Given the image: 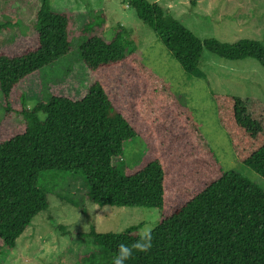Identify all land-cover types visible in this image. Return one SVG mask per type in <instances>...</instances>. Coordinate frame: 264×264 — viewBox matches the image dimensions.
Wrapping results in <instances>:
<instances>
[{
  "label": "trees",
  "instance_id": "obj_1",
  "mask_svg": "<svg viewBox=\"0 0 264 264\" xmlns=\"http://www.w3.org/2000/svg\"><path fill=\"white\" fill-rule=\"evenodd\" d=\"M39 1L37 47L14 56L0 53L6 112L20 82L72 49L69 14L54 11L50 0ZM128 4L189 76L204 75L199 69L204 49L226 60L254 58L264 67L263 42L202 41L157 3ZM105 19L100 15L80 30V60L94 77L85 96L48 93L29 107L21 95L25 131L0 141V241L14 248L35 217L48 210L40 177L68 171L84 177L85 198L101 207L160 210L158 224L143 236L139 225L119 233L91 226L79 233L98 248L83 254L80 264H116L121 245L131 249L124 264H264V189L222 169L192 113L143 63L124 26L117 24L114 35L105 37ZM11 25L0 23V30ZM213 99L238 160L264 179V102L219 93ZM136 137L146 149L139 163L114 164L126 141ZM148 241L151 247L140 251Z\"/></svg>",
  "mask_w": 264,
  "mask_h": 264
},
{
  "label": "rangeland",
  "instance_id": "obj_2",
  "mask_svg": "<svg viewBox=\"0 0 264 264\" xmlns=\"http://www.w3.org/2000/svg\"><path fill=\"white\" fill-rule=\"evenodd\" d=\"M157 3L199 39L215 38L235 43L240 39L264 43V0H148ZM52 9L71 17L72 49L56 63L45 67L20 82L13 90L6 112V100L0 93V141L21 134L26 123L21 114V95L32 107L47 96H67L74 100L87 93L94 81L92 73L80 60L83 24L95 22L105 15L106 38L114 35V27L122 24L126 39L137 48L143 63L153 70L177 97L181 105L199 124L214 154L225 171L238 172L264 189V179L241 163L228 133L221 126L213 99L214 93L238 97H254L264 102V67L254 58L226 60L204 49L200 71L202 77L189 76L169 53L154 30L142 22L128 0H50ZM39 0H0V23L12 25L0 30V53L20 55L38 45L36 13ZM140 51V52H139ZM42 117V115L40 114ZM123 159L130 167L137 165L145 152L141 138L126 141ZM47 191L49 208L40 213L9 248L0 241V264H80L83 254L98 248L79 233L94 226L100 233H119L139 225L137 234L150 232L160 219L158 208L99 206L85 195L88 186L78 172L50 171L40 177ZM64 198V199H62ZM67 198H70L71 201ZM85 209V212L81 210Z\"/></svg>",
  "mask_w": 264,
  "mask_h": 264
},
{
  "label": "clouds",
  "instance_id": "obj_3",
  "mask_svg": "<svg viewBox=\"0 0 264 264\" xmlns=\"http://www.w3.org/2000/svg\"><path fill=\"white\" fill-rule=\"evenodd\" d=\"M150 247L151 243L148 241L144 245L140 246V251H147ZM130 256L131 249H129L126 245H121L117 251L116 264H124V261L130 258Z\"/></svg>",
  "mask_w": 264,
  "mask_h": 264
},
{
  "label": "crops",
  "instance_id": "obj_4",
  "mask_svg": "<svg viewBox=\"0 0 264 264\" xmlns=\"http://www.w3.org/2000/svg\"><path fill=\"white\" fill-rule=\"evenodd\" d=\"M140 52V51H139ZM180 68H181V66H180ZM181 70L183 71V69L181 68ZM184 72V71H183Z\"/></svg>",
  "mask_w": 264,
  "mask_h": 264
}]
</instances>
